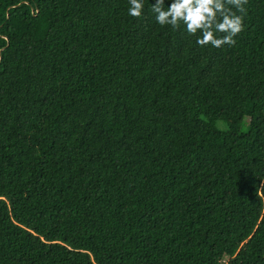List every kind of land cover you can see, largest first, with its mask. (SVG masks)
Listing matches in <instances>:
<instances>
[{
	"label": "trees",
	"instance_id": "16d2710c",
	"mask_svg": "<svg viewBox=\"0 0 264 264\" xmlns=\"http://www.w3.org/2000/svg\"><path fill=\"white\" fill-rule=\"evenodd\" d=\"M152 3L0 0V264H264V0L220 48Z\"/></svg>",
	"mask_w": 264,
	"mask_h": 264
},
{
	"label": "clouds",
	"instance_id": "9594fccd",
	"mask_svg": "<svg viewBox=\"0 0 264 264\" xmlns=\"http://www.w3.org/2000/svg\"><path fill=\"white\" fill-rule=\"evenodd\" d=\"M128 15L140 18L144 0H128ZM248 0H155L151 11L160 26L178 30L181 25L190 36H196L200 47L234 46L235 37L245 28ZM199 34V35H198Z\"/></svg>",
	"mask_w": 264,
	"mask_h": 264
},
{
	"label": "rangeland",
	"instance_id": "374dc122",
	"mask_svg": "<svg viewBox=\"0 0 264 264\" xmlns=\"http://www.w3.org/2000/svg\"><path fill=\"white\" fill-rule=\"evenodd\" d=\"M219 127H224L222 123H219ZM208 235L214 239L216 242L224 243L228 240V236L225 234L224 230L217 228L209 231Z\"/></svg>",
	"mask_w": 264,
	"mask_h": 264
}]
</instances>
